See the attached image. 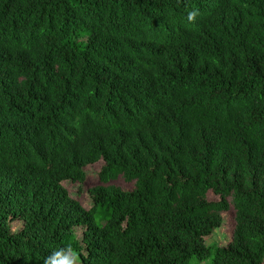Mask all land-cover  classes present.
Returning <instances> with one entry per match:
<instances>
[{
    "label": "trees",
    "instance_id": "1",
    "mask_svg": "<svg viewBox=\"0 0 264 264\" xmlns=\"http://www.w3.org/2000/svg\"><path fill=\"white\" fill-rule=\"evenodd\" d=\"M73 259L264 264V0H0V264Z\"/></svg>",
    "mask_w": 264,
    "mask_h": 264
},
{
    "label": "rangeland",
    "instance_id": "2",
    "mask_svg": "<svg viewBox=\"0 0 264 264\" xmlns=\"http://www.w3.org/2000/svg\"><path fill=\"white\" fill-rule=\"evenodd\" d=\"M101 168V165L89 168L87 170V182L85 185L80 186V185H75V184H66V188L70 192L71 196L74 197L75 199H78L86 208H90L93 205L92 198L88 194V191L95 186L98 185V173ZM116 185L120 186L124 190H132L133 185L131 184H126L123 182V180H118ZM229 217V222L230 225H232V219H233V214L232 212L228 215ZM228 223L229 228H223L219 230L218 232L213 235V237L208 241L209 244L213 245H219V246H226L229 244L231 240V231L232 228ZM23 228V225L18 222L14 224V231L18 232ZM77 260L73 259V264H75Z\"/></svg>",
    "mask_w": 264,
    "mask_h": 264
},
{
    "label": "clouds",
    "instance_id": "3",
    "mask_svg": "<svg viewBox=\"0 0 264 264\" xmlns=\"http://www.w3.org/2000/svg\"><path fill=\"white\" fill-rule=\"evenodd\" d=\"M194 16H195V13H190L188 19L192 20L194 18ZM57 255H60V254L58 253ZM64 264H69V262L67 260H65Z\"/></svg>",
    "mask_w": 264,
    "mask_h": 264
}]
</instances>
